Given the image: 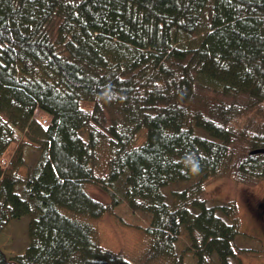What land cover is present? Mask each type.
<instances>
[{
    "label": "trees",
    "instance_id": "16d2710c",
    "mask_svg": "<svg viewBox=\"0 0 264 264\" xmlns=\"http://www.w3.org/2000/svg\"><path fill=\"white\" fill-rule=\"evenodd\" d=\"M33 124L38 155L20 175L17 133ZM256 149L264 0H0V231L28 220V244L0 264H131L91 224L122 202L150 215L147 259L232 264L237 206L201 194L210 179L264 180Z\"/></svg>",
    "mask_w": 264,
    "mask_h": 264
},
{
    "label": "rangeland",
    "instance_id": "374dc122",
    "mask_svg": "<svg viewBox=\"0 0 264 264\" xmlns=\"http://www.w3.org/2000/svg\"><path fill=\"white\" fill-rule=\"evenodd\" d=\"M51 34L53 27H50ZM41 115L35 112V122L39 121L40 126L47 124V120L41 122ZM37 124V125H38ZM34 126L17 133L18 141L22 143L20 150L24 157L25 165L18 167L17 173L25 174L27 166L34 163L38 155L37 147L39 141L34 133ZM18 143L11 145L4 158L7 161L10 155L16 150ZM5 164V163H4ZM6 165V164H5ZM7 166H4L6 168ZM182 185L169 186L164 192L169 194L171 190H178ZM86 190L89 194L101 201H108L106 192L98 187L87 184ZM202 197L211 201H228L237 206L240 219V231L244 237H238L235 240V250L238 257L232 260V264H264V180L254 179L247 182H241L236 177H219L210 179L204 185ZM150 215L140 211H131L128 206L122 202L115 208L114 213L104 214L102 217L92 220L91 224L96 230V241L105 250L120 254L131 264H170L169 259H147L146 252L150 247L149 237L143 233L141 227L147 224ZM142 225V226H141ZM28 220L21 218L19 220L9 221L0 231V249L7 255L13 257L21 252L28 244ZM117 238L113 239L112 237ZM115 245H114V241ZM188 239L181 237L180 243L176 247V254H180L188 247ZM251 249L250 252L241 251L242 249ZM185 260L192 264L190 256ZM209 264H220L215 258L209 260Z\"/></svg>",
    "mask_w": 264,
    "mask_h": 264
},
{
    "label": "clouds",
    "instance_id": "9594fccd",
    "mask_svg": "<svg viewBox=\"0 0 264 264\" xmlns=\"http://www.w3.org/2000/svg\"><path fill=\"white\" fill-rule=\"evenodd\" d=\"M185 163H186V167H190L191 172L193 174L198 173L199 164H198V161L195 159V157L193 155L186 156L185 157Z\"/></svg>",
    "mask_w": 264,
    "mask_h": 264
},
{
    "label": "water",
    "instance_id": "95a60500",
    "mask_svg": "<svg viewBox=\"0 0 264 264\" xmlns=\"http://www.w3.org/2000/svg\"><path fill=\"white\" fill-rule=\"evenodd\" d=\"M264 153V149H256L251 152V154Z\"/></svg>",
    "mask_w": 264,
    "mask_h": 264
},
{
    "label": "bare ground",
    "instance_id": "6f19581e",
    "mask_svg": "<svg viewBox=\"0 0 264 264\" xmlns=\"http://www.w3.org/2000/svg\"><path fill=\"white\" fill-rule=\"evenodd\" d=\"M112 238L117 240V238H115L114 236ZM116 240L114 241V245H115Z\"/></svg>",
    "mask_w": 264,
    "mask_h": 264
}]
</instances>
